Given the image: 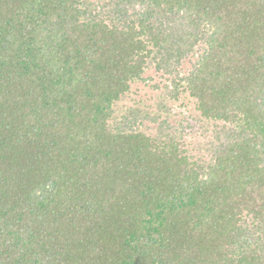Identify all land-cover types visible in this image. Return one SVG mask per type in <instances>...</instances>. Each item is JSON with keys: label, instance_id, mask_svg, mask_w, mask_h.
Returning <instances> with one entry per match:
<instances>
[{"label": "trees", "instance_id": "trees-1", "mask_svg": "<svg viewBox=\"0 0 264 264\" xmlns=\"http://www.w3.org/2000/svg\"><path fill=\"white\" fill-rule=\"evenodd\" d=\"M0 264H264V0H0Z\"/></svg>", "mask_w": 264, "mask_h": 264}, {"label": "rangeland", "instance_id": "rangeland-1", "mask_svg": "<svg viewBox=\"0 0 264 264\" xmlns=\"http://www.w3.org/2000/svg\"><path fill=\"white\" fill-rule=\"evenodd\" d=\"M188 66L189 64L185 63L181 67L187 72L189 71ZM142 78L146 80L133 83L129 93L117 104V109L123 110L126 106L144 109L149 106V111H156L154 106L163 99L167 107L170 108L169 117H172L171 120L186 117L184 124L189 122L192 126L191 129H188L192 134L186 133L182 139V148L188 149L193 156L202 155L204 159H209V155L205 153L204 149L201 151L197 147L198 144H203L205 141L206 133H204L203 125L207 127L209 122H206L196 110L195 99L189 96L188 92L178 93L176 98H174V94L173 97H169L170 95L167 97L166 87L172 86V82L169 81V76L159 71L156 72L153 65L145 70ZM162 113L166 114L165 111ZM154 126L151 122L145 121L140 130L147 133L151 131L155 134ZM210 130L207 134L210 133Z\"/></svg>", "mask_w": 264, "mask_h": 264}]
</instances>
